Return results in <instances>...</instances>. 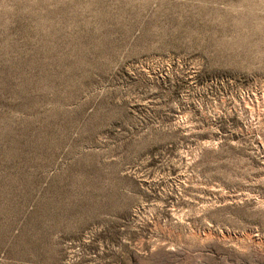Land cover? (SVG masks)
Returning a JSON list of instances; mask_svg holds the SVG:
<instances>
[{"label": "rangeland", "instance_id": "374dc122", "mask_svg": "<svg viewBox=\"0 0 264 264\" xmlns=\"http://www.w3.org/2000/svg\"><path fill=\"white\" fill-rule=\"evenodd\" d=\"M0 264H264V0H0Z\"/></svg>", "mask_w": 264, "mask_h": 264}]
</instances>
